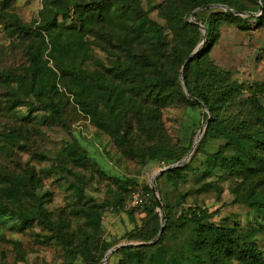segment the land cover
Segmentation results:
<instances>
[{
  "label": "trees",
  "instance_id": "1",
  "mask_svg": "<svg viewBox=\"0 0 264 264\" xmlns=\"http://www.w3.org/2000/svg\"><path fill=\"white\" fill-rule=\"evenodd\" d=\"M10 1L0 0V22L10 36L23 41L26 61L0 69V88H4L1 110L11 111L25 123L34 120L58 126L61 139L54 143L58 154L73 160L78 157L84 165L95 162L72 133V112L77 109L90 115L98 127L118 144L127 146L128 151H133L128 136L136 124L153 142L138 153L145 163L171 164L182 160L186 153L167 139L162 109L169 101L202 107L199 100L208 106L212 117L196 155L164 175L171 172L188 178L187 171L201 148L219 142L209 154L205 169L191 181L212 180V187L217 190L218 182H231L232 203L249 209L246 225L237 219L216 223V212L200 205L183 208L176 217L174 206L164 202L167 223L157 238L161 215L156 211L152 188L147 186L152 202L142 207L148 212L149 226L139 236L130 232L129 236L140 243L120 247L108 260L117 256L118 264H264V81L251 85L240 82L210 55L221 37L223 24L248 30L254 20L264 27V0H251L257 9H262L259 16L250 15L253 9L241 0H168L160 6L163 21L152 18L141 0H43L48 15L43 21L56 22L54 65L59 72L45 97L38 93L43 65L34 28L18 13L8 11ZM200 7L195 19L205 29L190 20ZM67 20L71 23L65 24ZM206 31L205 46L186 66V92L180 77L158 71L159 53L171 44L173 61L183 67L205 39ZM94 46L106 52L108 59L94 57ZM205 114L208 120L209 115ZM28 132L22 125L1 131L2 149L11 154L14 148H24ZM41 155L48 158L45 153ZM96 169L120 189L119 195H112L107 201L108 205L116 211L125 209L128 196L132 198L137 192V184ZM3 172L0 170V217L9 216L18 229L41 224L55 232L85 263L104 260L112 244L99 241L96 245L100 252L95 258L91 250L84 249L91 235L77 241L73 232L68 233L70 225L63 217L51 218L48 202L52 193L43 189L42 178L35 170ZM48 172L65 174L77 189L88 188L92 183L91 177H86L76 165L53 164Z\"/></svg>",
  "mask_w": 264,
  "mask_h": 264
},
{
  "label": "rangeland",
  "instance_id": "2",
  "mask_svg": "<svg viewBox=\"0 0 264 264\" xmlns=\"http://www.w3.org/2000/svg\"><path fill=\"white\" fill-rule=\"evenodd\" d=\"M167 1L141 0V3L149 10L152 18L163 21V9L160 6ZM241 1L253 9L249 12L250 15L262 14V9H257L251 0ZM220 5L213 6L222 7ZM7 9L9 12L18 13L34 28L33 34L41 50L43 65L38 93L45 97L51 82L59 77V72L54 65V56L57 51L56 22L43 21V17H48L43 0H11ZM190 20L193 21L192 15ZM70 23V20L65 21V24ZM250 24L251 28L248 30H242L234 24H223L220 28L221 37L210 52L216 64L231 70L236 79L249 85L264 81V27H259L254 20H251ZM137 46L140 48L141 44ZM184 48L188 47L184 46ZM171 50L170 44L159 53L157 69L172 76H178L182 81L183 67L173 61ZM93 55L104 60L108 59L107 53L98 46H94ZM25 61L23 41L10 36L0 22V69L17 67ZM182 84L187 92L186 84L183 81ZM3 93L4 88H0V107L4 102ZM262 101L264 102L263 98ZM162 110V122L167 139L179 151L189 154L194 148L197 137L200 135L199 142L204 137L208 127L205 113L212 117L211 112L203 107L186 106L179 101H169ZM21 111L24 113L25 108ZM70 117L73 135L86 150L87 156L95 163L89 162V165H84L78 157L73 160L65 154L59 155V149L54 145L61 139L58 126L34 120L25 123L11 111L0 109V132H8L12 126L20 125L29 129L25 147L14 148L11 154L2 149L3 141L0 138V170L2 173H4L3 170L6 173L35 170L42 178L43 189H49L52 193L51 200L48 202L51 218L57 220L63 217L70 225L67 229L68 233L73 232L77 241H82L86 234L91 235L84 249L91 250L92 254H90L95 255V258L100 252L99 246L96 245L99 241L109 242L113 247L124 243L138 244L140 242L134 241L129 236L130 232L139 236L149 226L147 210L142 205L133 209L134 197L128 196L125 202L126 208L122 211H116L108 205L107 201L111 200L112 195H119L120 189L110 178L101 176L96 168L104 170L108 176H117L123 181H134L137 184L134 187L137 192L145 193L151 192L147 186H151L153 178L157 175L155 183L159 195L163 203L174 206L173 214L176 217L183 208L200 205L209 209L210 212H216L213 218L216 223L237 219L243 225L247 224L249 209L241 203H232L234 184L220 181L217 190L212 187V180L206 179L197 183L191 181L194 175H199L205 169L209 154L214 152L219 142L205 144L187 171L189 177L181 178L171 172L165 175L164 172L160 173L162 169L174 163L163 164L160 161L145 163L138 153L143 152L153 142L143 134L138 125H134L128 136L133 149L128 151L127 146L118 144L109 133L98 127L87 113L76 109ZM199 142L187 161L196 155ZM42 153H45L48 158H44ZM78 159L79 162H77ZM60 163L76 165V168L84 172L86 177H91V185L88 188L77 189L65 174L48 172L53 164ZM144 205L150 206L151 203ZM129 211H132V214ZM156 211L161 215L162 226L161 211L159 208ZM102 261L98 264H102ZM0 264L88 263L74 254L66 243L58 239L55 232L47 230L41 224L18 229L9 216H4L0 217ZM105 264H118V257H111Z\"/></svg>",
  "mask_w": 264,
  "mask_h": 264
},
{
  "label": "water",
  "instance_id": "3",
  "mask_svg": "<svg viewBox=\"0 0 264 264\" xmlns=\"http://www.w3.org/2000/svg\"><path fill=\"white\" fill-rule=\"evenodd\" d=\"M217 5L219 6L220 4H217ZM220 6L225 7L226 9H229V7L226 6V5H220ZM201 9H202V7L198 8L197 10H195V11L192 13V19H193V22H194V23H197L195 18H196L197 12L200 11ZM197 24H199L200 26H202L201 23H197ZM202 27H203V29H205L204 26H202ZM206 41H207V31L205 32V39H204V40L198 45V47H197V48H196V49L190 54L189 58L186 60L184 66H183V70H182V81H183L184 84H186V81H185V70H186L187 63H188V62H189V61H190V60H191V59H192V58H193V57H194V56H195V55H196V54H197V53H198V52H199L204 46H205ZM188 94H189V92H188ZM198 102L201 104V106H202L204 109H206L207 111H210V109L208 108V106H206L204 103L200 102L199 100H198ZM210 119H211V116H209V118H208V120H207V123L209 122ZM199 139H200V135L197 137V139H196V141H195L194 148H195L196 144L199 142ZM194 148L192 149L191 152H193ZM191 152H190L189 154H187L186 157L183 158L182 160H180V161H178V162H176V163H174V164H171V165H169L168 167L162 169V170L160 171V173H163V172L168 171V170H172L173 168H175V167H177V166H180V165L184 164V163L190 158V156H191ZM156 180H157V175L153 178V181L151 182V188H152V191H153V195H154V199H155V201H156V204H157V206H158V208L160 209L161 214H162V226H161V231H160V233H159V235H158V237H157V238H159V237L162 235L163 231H164V228H165V226H166V221H167V219H166V216H165V214H164L165 209H164L163 201H162V199H161V197H160V195H159V191L157 190V187H156V183H155ZM155 240H156V239H155ZM155 240H154V241H155ZM154 241H152V242H154ZM126 245H128V243H124V244H120V245H117V246H115V247H112V248L106 253L105 258H104V260L102 261V264H105V263H106V261L108 260L110 254H111L113 251L119 249L120 247L126 246Z\"/></svg>",
  "mask_w": 264,
  "mask_h": 264
},
{
  "label": "built area",
  "instance_id": "4",
  "mask_svg": "<svg viewBox=\"0 0 264 264\" xmlns=\"http://www.w3.org/2000/svg\"><path fill=\"white\" fill-rule=\"evenodd\" d=\"M154 196V195H153ZM134 199H133V206H139V205H143V204H147V203H151L152 202V192H143V191H138L134 194ZM150 200H149V198ZM149 200V202H148Z\"/></svg>",
  "mask_w": 264,
  "mask_h": 264
}]
</instances>
